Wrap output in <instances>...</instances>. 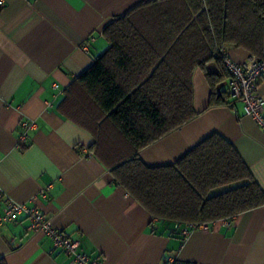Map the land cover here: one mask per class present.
<instances>
[{"label":"crops","instance_id":"obj_1","mask_svg":"<svg viewBox=\"0 0 264 264\" xmlns=\"http://www.w3.org/2000/svg\"><path fill=\"white\" fill-rule=\"evenodd\" d=\"M0 5V213L5 199L34 205L100 264H264V205L206 229L179 233L155 222L118 185L96 152V137L70 116L67 90L108 47L104 27L144 0H2ZM242 62L250 54L228 48ZM230 80V79H229ZM227 81L226 88H228ZM197 115L140 151L148 164L172 163L213 132L231 142L264 190V131L242 103L210 105V88L192 72ZM264 97V79L258 88ZM70 108V109H69ZM37 128L19 143L20 122ZM27 220L0 225L6 264H74Z\"/></svg>","mask_w":264,"mask_h":264},{"label":"trees","instance_id":"obj_2","mask_svg":"<svg viewBox=\"0 0 264 264\" xmlns=\"http://www.w3.org/2000/svg\"><path fill=\"white\" fill-rule=\"evenodd\" d=\"M103 35L108 47L75 79L64 103L91 127L115 182L155 222L178 223L183 237L186 225L230 220L264 205V190L217 132L172 163L139 156L196 117L195 68L209 85V106L230 104L224 51L241 48L264 60V0H144L114 17Z\"/></svg>","mask_w":264,"mask_h":264},{"label":"built area","instance_id":"obj_3","mask_svg":"<svg viewBox=\"0 0 264 264\" xmlns=\"http://www.w3.org/2000/svg\"><path fill=\"white\" fill-rule=\"evenodd\" d=\"M2 3L3 1L0 0V5ZM224 61L230 73L227 88L229 95L242 103L244 113L251 116L264 131V97L258 91L259 84L264 79V60H257L250 56L242 62H237L224 51ZM20 126L18 142L25 143L30 133L37 128V123L34 120L23 119ZM21 216L27 220L29 231H37L48 237L53 246L63 251L74 264H100L99 258L89 257L81 249L78 240L58 230L38 207L5 199L0 213V225L17 221ZM192 227L191 225L182 227V234L188 235ZM197 228L206 229L207 226L193 227L194 230Z\"/></svg>","mask_w":264,"mask_h":264},{"label":"rangeland","instance_id":"obj_4","mask_svg":"<svg viewBox=\"0 0 264 264\" xmlns=\"http://www.w3.org/2000/svg\"><path fill=\"white\" fill-rule=\"evenodd\" d=\"M218 190H221V189H217L216 191H218Z\"/></svg>","mask_w":264,"mask_h":264}]
</instances>
